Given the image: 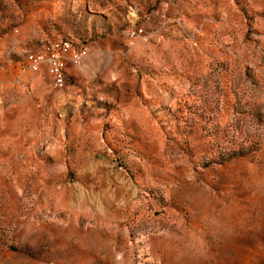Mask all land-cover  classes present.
<instances>
[{
    "label": "rangeland",
    "instance_id": "rangeland-1",
    "mask_svg": "<svg viewBox=\"0 0 264 264\" xmlns=\"http://www.w3.org/2000/svg\"><path fill=\"white\" fill-rule=\"evenodd\" d=\"M0 264H264V0H0Z\"/></svg>",
    "mask_w": 264,
    "mask_h": 264
},
{
    "label": "built area",
    "instance_id": "built-area-1",
    "mask_svg": "<svg viewBox=\"0 0 264 264\" xmlns=\"http://www.w3.org/2000/svg\"><path fill=\"white\" fill-rule=\"evenodd\" d=\"M86 46L77 44L76 48H69V43L52 40L48 42L38 53L26 54L25 62L28 69H38L46 66L52 79V87L61 90L66 84V66L74 64L78 56H86Z\"/></svg>",
    "mask_w": 264,
    "mask_h": 264
},
{
    "label": "bare ground",
    "instance_id": "bare-ground-1",
    "mask_svg": "<svg viewBox=\"0 0 264 264\" xmlns=\"http://www.w3.org/2000/svg\"><path fill=\"white\" fill-rule=\"evenodd\" d=\"M81 56H78V59L80 58Z\"/></svg>",
    "mask_w": 264,
    "mask_h": 264
}]
</instances>
